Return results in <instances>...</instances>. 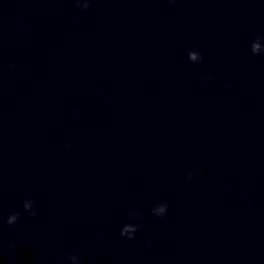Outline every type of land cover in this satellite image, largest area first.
<instances>
[{
  "label": "water",
  "instance_id": "obj_1",
  "mask_svg": "<svg viewBox=\"0 0 264 264\" xmlns=\"http://www.w3.org/2000/svg\"><path fill=\"white\" fill-rule=\"evenodd\" d=\"M260 3L0 0V264L161 263Z\"/></svg>",
  "mask_w": 264,
  "mask_h": 264
},
{
  "label": "clouds",
  "instance_id": "obj_2",
  "mask_svg": "<svg viewBox=\"0 0 264 264\" xmlns=\"http://www.w3.org/2000/svg\"><path fill=\"white\" fill-rule=\"evenodd\" d=\"M173 2H174V0H173ZM88 6H89L88 4H84L83 5V7H85V8H87ZM25 206L27 208H31L32 202L31 201H27ZM165 211H166L165 209H161V212H165ZM17 221H18V215L17 214H13L12 216H10L8 218L7 224L14 225V224L17 223ZM121 236L127 237L128 239L131 240V239H135L136 233H134V232H124V233L121 234Z\"/></svg>",
  "mask_w": 264,
  "mask_h": 264
}]
</instances>
